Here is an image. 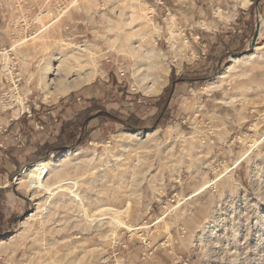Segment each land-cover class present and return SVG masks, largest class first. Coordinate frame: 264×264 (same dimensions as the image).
<instances>
[{
	"label": "rangeland",
	"instance_id": "obj_1",
	"mask_svg": "<svg viewBox=\"0 0 264 264\" xmlns=\"http://www.w3.org/2000/svg\"><path fill=\"white\" fill-rule=\"evenodd\" d=\"M127 1L66 0L47 8L39 34L12 43L31 107L59 123L42 113L41 131L38 117L22 119L0 148V264H264V0H167L168 17L149 0H134L136 9ZM15 2L0 0L10 20ZM81 46L97 65L93 81L46 97L42 76H55L44 67ZM152 61L169 72L148 97L143 89L163 78ZM167 87L161 114L155 100ZM137 94L152 99L139 107ZM128 119L136 130L121 124ZM67 150L83 161L67 175L82 203L70 189L48 194L33 177L16 180Z\"/></svg>",
	"mask_w": 264,
	"mask_h": 264
},
{
	"label": "bare ground",
	"instance_id": "obj_2",
	"mask_svg": "<svg viewBox=\"0 0 264 264\" xmlns=\"http://www.w3.org/2000/svg\"><path fill=\"white\" fill-rule=\"evenodd\" d=\"M249 4H250V0H241V6L242 7H247ZM127 6L129 8L136 9V4L134 3V0L127 1ZM57 15H59V13ZM52 18H54V17H52ZM15 45L12 47L13 49H15V47L17 46V45L15 46ZM77 49L79 52H75L72 57L65 58V59H62L61 61H59V65L57 66V68L51 67V64H50L51 61H49L48 62L49 64H47L44 67V70H43L44 75L45 74L48 75V74L53 73L52 75L55 76V78H58V79L54 78L53 80H48L47 78H45V76L44 77L42 76L41 83H42L43 87L46 88V91H45L46 97L56 100L57 98L64 97V96L72 93L73 91L77 90L81 86L87 85L91 81H93V79L96 75L97 65L93 64V60H91L92 63L89 62V60L87 58H86V60H88V61H85L84 53H81V52L87 51L86 47L84 48L83 46H81V47H78ZM161 56H162L161 58L163 59L164 55L161 54ZM155 57L158 58L157 56H155ZM249 57H251V55L247 54V55L234 57L231 60L233 63H235L237 61L239 62L240 60H242L244 58L246 59ZM71 59L75 60L76 61L75 63L76 64L78 63V64L76 66H73L72 63L67 64V61H69ZM69 63H70V61H69ZM158 63L159 62L155 63L154 61H152L151 65H149L148 67L153 68ZM158 65L160 66V70H159L160 73L159 74L163 77V78L161 77L162 78L161 83H158V84L153 83L152 86H150L148 88H144L142 93H144L145 96H148V97L158 96L162 92L165 84L167 83L166 77H167L168 72H169V67H164L160 63ZM87 66H90V67L88 68ZM139 70L134 72L135 76L137 75L139 77L142 75V74H140ZM81 71H83V72H81ZM227 72L229 73L228 68L222 74H220L218 76V80H222L223 78H225L224 75ZM74 74H75V76H74ZM42 75H43V73H42ZM144 80H145V78L142 77L141 81L143 82ZM211 84H213V83H211ZM209 85L210 84L208 83L203 88L205 90H207L206 88H208ZM50 86H52L53 88L52 89L48 88ZM42 91L44 92V89ZM155 131L149 132L147 134H143L141 132H135V131H123L122 134L126 138H130V139H134V140L135 139L136 140H139V139L147 140L154 135ZM74 152H75L74 150H67L64 153H62V154H60L54 158L44 159V160H41L35 164L27 166L18 175L16 180L33 177V183H35L40 189L41 188L44 189L48 194L50 193L51 190H59V189L63 190L65 188L70 189L69 190V198L72 200L74 199V200L82 203V200L79 199L78 195L75 194L74 191H72L71 188L73 186H70V185H75V184L77 185V182H76L77 177H74L75 175H73V177L68 176V178H67L68 174L78 172L79 169L81 168V166L83 165L82 164L83 161H81V160L78 161L77 158H75L76 157L75 155L77 153L74 155ZM86 166H87V164L85 163V167ZM48 180H50V183H48ZM28 186H31V185L28 184ZM84 211H86V208L84 209ZM31 216L32 215H30L29 217H31ZM85 216L86 215H84V217ZM87 218H89V217H87Z\"/></svg>",
	"mask_w": 264,
	"mask_h": 264
},
{
	"label": "built area",
	"instance_id": "obj_3",
	"mask_svg": "<svg viewBox=\"0 0 264 264\" xmlns=\"http://www.w3.org/2000/svg\"><path fill=\"white\" fill-rule=\"evenodd\" d=\"M96 1L104 2V0ZM149 1L151 9L155 11L154 15L156 10L164 17L172 15L173 11L167 5V0ZM65 3L66 0H44L40 6H33L28 0H17L14 4V20L8 18L6 6L0 3V42L2 36L7 41L3 46L0 44V114H4L6 120L0 122V148L4 147L3 141L8 136V129L22 119L33 121L36 111L30 105L28 98L30 93L25 92L22 87L24 81L18 71V60L13 52L12 43L25 42L39 34L44 28L41 18L47 15V8L52 6L55 11L61 10L65 7ZM77 101L80 99L78 98ZM46 110L45 108V112H41L40 116L43 113V116L47 117ZM47 114L52 115L49 112ZM51 119L59 123V117ZM39 123H36V129L41 131L47 129V122L42 120V123ZM17 139L21 142V136Z\"/></svg>",
	"mask_w": 264,
	"mask_h": 264
},
{
	"label": "trees",
	"instance_id": "obj_4",
	"mask_svg": "<svg viewBox=\"0 0 264 264\" xmlns=\"http://www.w3.org/2000/svg\"><path fill=\"white\" fill-rule=\"evenodd\" d=\"M174 94L173 92V89L170 88L168 89V87L163 91V93L155 100L156 101V104H155V107H160L161 106V114H165V112L167 111V108H168V105L169 103L171 102L172 100V95ZM152 98H146V97H143L141 96L140 94H137L134 96V103L136 105H138L139 107H144V105L146 106L150 101H151ZM48 110H46V116L48 119H50L51 117L49 116V114H47ZM89 113V112H87ZM98 113L100 114V112L98 111ZM160 114V115H161ZM34 115H35V118L38 117L39 119V122L42 123V120H40V114L36 111H34ZM81 120V119H80ZM130 121L131 119H128L127 122H123L121 123L125 129H129V130H136L137 128H135L134 126L130 125ZM155 125H158V123H156ZM68 130H71L70 128L72 127V129L74 127H76L74 124L72 123H69L66 125ZM71 133H72V130H71ZM70 136V135H69ZM68 136V142L67 144H64L63 148H66L68 145H70V142L73 138L72 136L69 137Z\"/></svg>",
	"mask_w": 264,
	"mask_h": 264
}]
</instances>
